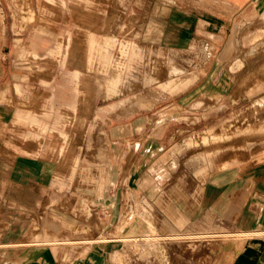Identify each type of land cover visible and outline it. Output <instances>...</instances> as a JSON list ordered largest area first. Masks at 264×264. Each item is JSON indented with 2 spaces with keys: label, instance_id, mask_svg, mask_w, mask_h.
<instances>
[{
  "label": "crops",
  "instance_id": "0c3cea01",
  "mask_svg": "<svg viewBox=\"0 0 264 264\" xmlns=\"http://www.w3.org/2000/svg\"><path fill=\"white\" fill-rule=\"evenodd\" d=\"M151 2L157 6L159 1L139 0L144 15L138 18L144 25L139 26L137 45L144 53L156 47L150 40L157 28L153 32L146 25ZM263 9L264 0H181L171 9V23L182 30L179 48L189 50V56L207 58L183 66L197 73V78L182 84L184 92L200 86L197 92L205 99L215 87L213 93L220 102L226 98L227 81L219 77L213 82L211 77L216 68L210 63V40L224 38L228 22L252 18ZM158 17L156 11L149 19L156 22ZM212 19L222 22L221 34L212 33ZM198 39L203 40L201 46L194 45ZM98 45L92 38L91 46ZM106 56L105 49L99 50V59ZM94 60L91 53L89 62ZM223 65L220 53L218 71L226 69ZM71 76L78 78V73ZM154 91L146 100L153 103L149 109L132 105L130 99L117 113L119 117H103L109 119L107 126L92 149L105 152V157L87 163L94 187L85 193L82 157L74 164L73 177L67 178L57 174V164L12 154L0 143V264H148L144 240L149 231L175 237L261 232L243 242L208 244L216 250L174 253L171 263L264 264V148L257 157L246 158L227 154L225 149L218 160H212L204 146L199 158L195 151L199 136L220 127L209 125L210 121L197 127L178 122L170 117L171 107L162 110L163 117L156 107L180 92L163 98L164 94ZM192 97L186 101H193ZM29 117V113L19 114L21 120ZM100 183L108 184L107 194L99 189Z\"/></svg>",
  "mask_w": 264,
  "mask_h": 264
},
{
  "label": "rangeland",
  "instance_id": "374dc122",
  "mask_svg": "<svg viewBox=\"0 0 264 264\" xmlns=\"http://www.w3.org/2000/svg\"><path fill=\"white\" fill-rule=\"evenodd\" d=\"M158 1L157 6L151 2L147 7L146 24L153 32L157 28L156 37L150 40L156 47L144 53L137 45L139 26L144 25L138 18L144 15L139 0H0V143L12 154H27L57 164V174L67 178L73 177L74 164L78 165L82 157L81 185L85 193L94 187L89 182L92 170L87 163L105 157V152L92 149L107 126L109 119L103 117H119L130 99L132 105L149 109L153 103L146 100L154 96V89L164 94L163 98L180 92L156 107L163 117L162 110L171 107L170 117L178 122L197 127L210 121L209 125L220 127L199 136L195 142L199 158L203 157L204 146L212 160H218L225 149L227 154L243 158L261 154L264 9L252 18L228 22L224 38L210 40V63L212 69L216 68L211 70L213 82L220 77L228 83L227 96L220 102L213 93L215 87L211 97L205 99L197 92L200 86L183 91L186 87L182 84L197 78V73L183 70V66L193 59L197 64L207 58L201 54L189 56V50L178 46L182 30L171 23L169 13L181 0ZM156 11L159 17L151 22L149 16ZM211 26L212 33L221 34L222 22L212 19ZM92 38L101 45L92 47ZM202 41L195 40L194 45L201 46ZM102 49L107 51L106 59L98 58ZM91 53L95 56L93 62H89ZM220 53L226 68L223 71L217 69ZM149 58L153 60L145 62ZM76 72L78 78L72 77L71 73ZM155 83L157 87L152 86ZM192 94L193 101H186ZM232 99L242 102L234 103ZM20 112L30 117L21 120ZM177 169L174 167V172ZM107 186L98 184L104 191ZM253 235L261 232L175 237L149 231L144 240L145 253L148 264H172L174 253H203L217 249L208 245L216 244L215 240L243 242Z\"/></svg>",
  "mask_w": 264,
  "mask_h": 264
},
{
  "label": "bare ground",
  "instance_id": "6f19581e",
  "mask_svg": "<svg viewBox=\"0 0 264 264\" xmlns=\"http://www.w3.org/2000/svg\"><path fill=\"white\" fill-rule=\"evenodd\" d=\"M264 30V29H263ZM263 30H260V31H263ZM264 32V31H263ZM263 32H261V33H263ZM254 33H257V32H254ZM252 35H256V34H252ZM235 129V128H234Z\"/></svg>",
  "mask_w": 264,
  "mask_h": 264
}]
</instances>
